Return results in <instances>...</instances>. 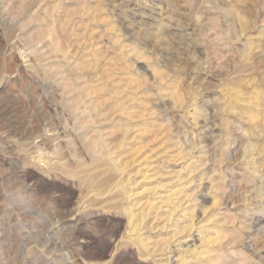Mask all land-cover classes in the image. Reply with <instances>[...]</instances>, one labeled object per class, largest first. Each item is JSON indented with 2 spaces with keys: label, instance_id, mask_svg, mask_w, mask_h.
<instances>
[{
  "label": "rangeland",
  "instance_id": "1",
  "mask_svg": "<svg viewBox=\"0 0 264 264\" xmlns=\"http://www.w3.org/2000/svg\"><path fill=\"white\" fill-rule=\"evenodd\" d=\"M0 1V264H175L195 230L150 259L125 223L186 195L212 264H264V0Z\"/></svg>",
  "mask_w": 264,
  "mask_h": 264
},
{
  "label": "bare ground",
  "instance_id": "2",
  "mask_svg": "<svg viewBox=\"0 0 264 264\" xmlns=\"http://www.w3.org/2000/svg\"><path fill=\"white\" fill-rule=\"evenodd\" d=\"M42 1V0H41ZM1 2V1H0ZM147 2V1H146ZM4 3V2H3ZM42 3V2H41ZM85 3V2H84ZM122 3V2H121ZM6 4V3H5ZM144 4V3H143ZM148 4V3H147ZM10 5V4H9ZM85 5V4H84ZM87 5V4H86ZM85 5V6H86ZM5 6V5H4ZM8 6V5H7ZM8 8V7H7ZM39 8V7H38ZM8 10V9H7ZM6 10V12H7ZM48 10V8H47ZM50 10V9H49ZM4 9L1 7V3H0V15L3 14ZM94 11V10H93ZM80 12V11H79ZM89 12V11H87ZM91 12V11H90ZM86 13V12H85ZM41 14V13H40ZM88 14V13H87ZM90 14V13H89ZM94 14V13H93ZM4 15V14H3ZM91 15V14H90ZM5 18V17H4ZM5 25H8L9 27L11 26L13 19L12 17H8L4 19ZM2 20V21H4ZM15 20V19H14ZM89 20V19H88ZM50 21V20H49ZM63 22V21H62ZM74 22V21H73ZM85 23V22H84ZM72 24V23H71ZM57 25V24H56ZM242 25V24H241ZM72 26V25H71ZM88 26V25H87ZM58 27V26H57ZM64 27V26H63ZM69 27V26H68ZM74 28V27H73ZM63 29V28H61ZM68 29V28H67ZM71 29V28H70ZM59 30V29H58ZM71 31V30H70ZM60 33V32H59ZM70 33V32H69ZM72 33V32H71ZM175 33V32H174ZM53 35V34H52ZM50 37V36H49ZM44 38V37H42ZM89 38V37H88ZM22 40V39H21ZM50 42V41H49ZM70 42V41H69ZM84 42V41H83ZM71 43V42H70ZM88 43V42H87ZM44 44V43H43ZM83 44V43H82ZM86 44V43H85ZM49 45V44H48ZM47 46V45H45ZM67 46V45H66ZM77 46V45H76ZM25 47V46H24ZM56 47V46H55ZM58 47V46H57ZM129 47V46H128ZM42 48V47H41ZM54 48V47H53ZM67 48V47H66ZM71 48V47H70ZM127 48V47H126ZM27 49V48H26ZM25 49V50H26ZM31 49V47L29 48ZM74 49V48H73ZM94 49V48H93ZM96 49V47H95ZM130 49V48H129ZM34 50V49H33ZM79 51V50H78ZM33 53H35L33 51ZM78 53V52H77ZM87 53V52H86ZM29 54V53H28ZM32 54V53H31ZM37 54V53H36ZM30 55V54H29ZM64 55V52L63 54ZM123 55V54H121ZM40 56V55H39ZM53 56V55H52ZM58 56V55H57ZM83 56V55H82ZM32 57V56H29ZM61 58V57H60ZM67 58V57H66ZM70 58V56H69ZM54 59V58H53ZM65 59V58H64ZM73 60V58H71ZM70 60V59H69ZM68 61V60H67ZM66 61V62H67ZM136 61V60H135ZM60 63V62H59ZM39 64V63H38ZM149 64V63H148ZM83 65V64H82ZM70 74V73H69ZM155 74V73H154ZM55 76V75H54ZM135 76V75H134ZM80 78V77H79ZM160 78V77H159ZM132 81V80H130ZM62 82V81H61ZM111 83V82H110ZM161 83V82H160ZM65 84V83H64ZM133 84V83H132ZM68 85V84H67ZM74 85V84H73ZM80 85V84H79ZM102 86V85H101ZM124 86V85H123ZM160 86V85H159ZM65 87V86H64ZM74 87V86H73ZM75 88V87H74ZM100 88V86H99ZM177 89V88H176ZM79 94V93H78ZM91 94V93H90ZM231 94V93H230ZM91 97V96H90ZM52 98V97H51ZM90 99V98H89ZM175 99V98H174ZM70 100V99H69ZM88 100V99H87ZM94 101V100H93ZM82 106V105H81ZM88 106V105H87ZM79 108V107H78ZM89 109V108H88ZM98 109V108H97ZM51 110V109H50ZM56 110V109H55ZM74 110H77V108L75 107ZM86 110V106L80 111L82 115H84V111ZM54 111V110H53ZM120 111V110H119ZM124 111V110H123ZM55 112V111H54ZM117 112V111H116ZM125 112V111H124ZM51 113V112H50ZM158 113V112H157ZM59 114V113H58ZM62 114V113H61ZM80 114V113H79ZM92 114V113H91ZM102 114V113H101ZM88 115V114H87ZM95 115V114H94ZM137 115V114H136ZM50 115H48L47 112V108H42L41 110V123L38 127V130L40 131V137L41 139L37 141V146L42 148V149H46L48 148V141H50V138L47 137V133H51L54 134L56 137L62 136L59 135V132L62 130H65V124H66V120L63 121V127L61 128H57L56 126V122L55 119H52L49 117ZM54 116V115H53ZM89 116V115H88ZM148 116V115H147ZM80 117V116H79ZM85 117V116H84ZM107 117V116H106ZM122 117V116H121ZM65 118V117H64ZM73 118V117H72ZM86 119V118H85ZM102 119V118H101ZM106 119V118H105ZM57 120V119H56ZM104 120V119H103ZM119 120V119H118ZM70 121V120H69ZM106 121V120H105ZM62 122V121H61ZM68 122V121H67ZM97 122V121H96ZM99 122V121H98ZM102 123V122H101ZM113 123V122H112ZM58 124V123H57ZM68 124V123H67ZM60 125V124H59ZM72 125V124H71ZM120 125V124H118ZM92 126V125H91ZM85 127V126H84ZM125 127V126H124ZM100 128V127H99ZM123 128V127H122ZM67 129V128H66ZM73 129V128H72ZM45 130V131H44ZM90 130V129H89ZM98 130V129H97ZM101 130V128H100ZM124 132V131H123ZM66 133V132H65ZM39 135V134H38ZM53 135V136H54ZM74 135V134H73ZM82 135V134H81ZM105 135V134H104ZM108 135V134H107ZM132 135V134H131ZM50 136V135H49ZM75 136V135H74ZM95 136V135H94ZM55 137V138H56ZM120 137V136H119ZM118 137V138H119ZM122 137V136H121ZM136 138V137H135ZM67 139V138H66ZM79 139V138H78ZM124 139V137H123ZM58 140V139H57ZM113 140V139H112ZM140 140V139H139ZM149 140V139H148ZM67 141V140H66ZM69 141V140H68ZM104 141V140H103ZM51 142V141H50ZM61 142V141H60ZM65 142V141H64ZM71 142V141H70ZM106 143V142H105ZM95 148H102V146L104 145V143H99V142H94L93 143ZM54 146V145H52ZM61 147V146H60ZM58 146H56L54 148V150L56 152L59 151ZM38 149V148H37ZM104 149V148H102ZM114 149V148H113ZM68 151V150H67ZM112 151V150H111ZM39 153V152H38ZM49 153V152H48ZM262 153V152H261ZM54 154V153H53ZM112 154V153H110ZM101 156V155H100ZM139 156V155H138ZM94 158V157H93ZM138 158V157H137ZM135 158V159H137ZM141 158V157H140ZM180 158V157H179ZM47 159V158H46ZM189 159V158H188ZM245 159V158H244ZM253 159V158H252ZM102 160V159H101ZM146 160V159H145ZM187 160V159H186ZM248 160V159H247ZM72 161V160H71ZM135 161V160H134ZM155 161V160H154ZM197 161V160H196ZM42 162V161H41ZM44 163V162H43ZM119 163V162H118ZM185 163V162H183ZM116 164V163H115ZM186 169V168H185ZM188 169V168H187ZM142 172V171H141ZM112 177V176H111ZM129 179H126V181H128ZM91 181V180H90ZM192 181V180H191ZM125 182V181H124ZM110 189V188H109ZM179 190V189H178ZM247 192V191H246ZM149 193V192H148ZM258 193V192H257ZM180 194V192L178 193ZM172 195H177V192H173ZM167 196V195H166ZM185 196V193H184ZM233 196V195H232ZM123 197V196H122ZM121 197V198H122ZM178 197V196H177ZM183 197V195H182ZM190 196H185L184 199H180L178 201V199L174 198L177 200V204L176 205H172V208L168 211H166V217L165 219L161 220V217L157 214H154V216H151V208H147L146 211L144 212L142 210V212L140 213V215H135L132 214L131 211L129 212L128 216H127V222L125 223V230L127 232L128 236L126 239L131 241L133 244L137 245L139 248V250H142L144 253V255H146L147 257L149 256V258L152 256V258H154V254L157 253L159 255L162 256V254H166L170 252V245H172L173 242H178L177 245H180L181 243L185 242V240L191 235V232L193 233V230L196 231L197 236H198V245L192 247V249L185 248L183 249L184 252H179L178 250V261L176 260L175 264H187L188 261H194V264H201L202 261H205L206 264H212L211 262H218L223 256L228 255V249L225 248V250H223L222 253H217V251L213 252L212 250H208L207 248H204V246H208V244L213 243L214 240H211L207 235H208V230L209 228L206 227L207 224L206 223H201V225L198 227L194 222L195 220L193 219L194 217V211H195V206L191 205V206H185L183 207L182 205L186 202H183V200H188ZM261 197V196H260ZM161 198V197H160ZM166 198V197H165ZM168 200L170 199L169 197H167ZM95 199V198H94ZM160 200V199H159ZM190 200V199H189ZM188 200V201H189ZM194 200V199H193ZM166 201V200H165ZM172 201V200H171ZM196 201V200H195ZM176 202V201H175ZM162 203V202H160ZM167 203V202H166ZM165 203V204H166ZM169 203V202H168ZM171 203V202H170ZM169 203V204H170ZM174 204V203H173ZM219 204V203H218ZM142 205V204H141ZM155 205V204H153ZM165 206V205H164ZM168 206V205H167ZM171 206V205H170ZM131 207V206H130ZM155 207V206H154ZM158 207V206H157ZM162 207V206H161ZM161 207H158V210L161 209ZM153 208V207H152ZM131 209V208H130ZM144 209V208H143ZM135 212V211H134ZM154 212V211H152ZM178 212H181V214L178 215ZM164 213V212H163ZM205 214V213H204ZM199 215V214H198ZM202 216V215H201ZM204 216V215H203ZM173 217H177V219H179V221H175L177 219H175L173 221ZM205 217V216H204ZM152 218L153 222H157L158 220H161L160 223L162 224L159 228L156 226H154L152 223H149L150 219ZM214 218V217H213ZM201 220H199L200 222ZM210 221V220H209ZM213 221V220H212ZM152 222V221H151ZM198 222V221H197ZM207 222V220H206ZM215 223V222H214ZM170 224V225H169ZM206 224V225H205ZM169 226L174 227V229L171 231V235L169 237V239L164 243V244H159L156 239L154 240L150 235H148V233L152 230L155 229H167ZM197 226V228H196ZM213 228V227H212ZM259 230V229H258ZM169 231V230H168ZM219 231V230H218ZM125 232V231H124ZM210 232V231H209ZM195 233V234H196ZM46 234V233H45ZM185 234V235H184ZM216 234V233H215ZM239 234V233H238ZM184 235V236H183ZM210 236V235H209ZM47 237V236H46ZM50 237V236H48ZM47 237V238H48ZM57 237V236H56ZM168 237V236H167ZM164 239V238H163ZM196 239V240H197ZM126 240V241H127ZM128 241V243H129ZM197 242V241H196ZM45 243V242H44ZM225 244V243H224ZM234 244V243H233ZM176 245V246H177ZM228 245V244H226ZM229 246V245H228ZM236 246V245H235ZM118 247V246H117ZM181 247V245H180ZM224 247V246H223ZM261 247V246H260ZM45 248V247H44ZM43 248V249H44ZM115 248V247H114ZM178 248V246H177ZM214 248V246H213ZM222 248V247H221ZM221 248H219L218 250H222ZM137 249V248H136ZM215 249V248H214ZM229 252L231 253H236V248H231L230 247ZM240 250V249H239ZM258 250V249H257ZM47 251V250H46ZM136 251V250H135ZM259 251V250H258ZM51 252V251H50ZM49 252V253H50ZM140 253V251H138ZM211 254V255H209ZM177 255V254H176ZM139 256V255H138ZM143 256V255H142ZM233 256V255H232ZM156 257V255H155ZM169 257V256H168ZM242 257V256H241ZM151 259V258H150ZM162 259V258H161ZM176 259V258H175ZM189 259V260H187ZM166 260V258H165ZM236 260V259H235ZM248 260V259H247ZM246 260V261H247ZM158 261V259H157ZM237 261V260H236ZM243 261V260H242ZM243 261V262H246ZM157 263V262H156ZM155 262H152V264H156ZM167 264H169V259L166 260ZM191 263V262H189ZM204 263V262H203ZM158 264H162V262L158 263ZM239 264V263H238ZM241 264V263H240Z\"/></svg>",
  "mask_w": 264,
  "mask_h": 264
}]
</instances>
